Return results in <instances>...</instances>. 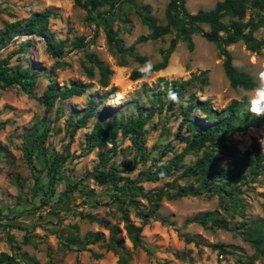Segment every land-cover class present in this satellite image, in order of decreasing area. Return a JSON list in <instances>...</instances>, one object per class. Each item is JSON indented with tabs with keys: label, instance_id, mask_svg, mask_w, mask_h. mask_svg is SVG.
Here are the masks:
<instances>
[{
	"label": "rangeland",
	"instance_id": "rangeland-1",
	"mask_svg": "<svg viewBox=\"0 0 264 264\" xmlns=\"http://www.w3.org/2000/svg\"><path fill=\"white\" fill-rule=\"evenodd\" d=\"M218 1L185 0L184 7L193 14L212 9ZM168 2L133 0L117 17L107 16L105 21L87 19V11L75 0H0V6L6 8L0 12V31L6 22L48 10L47 27L63 43L60 57H53L43 39L35 35H15L0 47V57L10 56L11 64H20L36 74L31 94L24 93L18 85L0 88V253L13 255L14 264H48L49 259L53 260L52 264H119L122 254L127 256L128 264H234L237 255L246 259L254 253L252 246L235 232L208 229L191 221L195 213L213 210L231 222L242 220L223 210L217 195L208 196V193L177 199L163 196L155 214L165 221L151 220L144 225L140 234L142 245L135 247L121 219L123 209L128 210L135 224H140L136 208L146 212L151 206L137 195L136 189L120 194L112 185H98L87 177L98 162L100 148L87 152L85 135L97 116L89 117L86 127L76 128L70 134V122L88 110L91 100L93 104L102 101L95 111L106 121L155 109L144 127L146 161L141 163L129 138L118 134L116 148L109 153L105 169L121 178L119 185L131 186L129 180H133L144 191L199 185L198 178H180V171L165 174L162 169V164L181 151L184 144L173 139L180 119L177 108L168 109L166 105L160 108L155 100L158 78L187 79L206 71V84H197L192 90L200 99H210L214 108L222 109L231 100L249 101L254 95L256 73L264 67V48L251 51L242 41L221 45L230 52L233 65L252 77L255 85L249 89L230 86L219 47L204 39L198 30L192 33V48L185 40L179 41L164 69L151 71L147 78L132 79L133 71L161 60L160 50L168 47L173 36L168 33L158 39L138 41L140 36L149 35L151 29L141 22L135 8L149 5L157 24L164 25ZM110 27L124 47L133 46L132 53L120 54L110 47L107 41ZM254 36L264 42V27L255 31ZM79 37L86 42L83 47L76 45ZM88 53H95L110 68L106 86L101 83L97 67L87 61ZM73 82L83 84L84 93L57 98L48 108L40 102L39 97L49 84L60 89ZM43 130L46 131L44 143L36 145V137ZM253 138L264 150V125L235 133L231 142L243 151L250 147ZM167 142L174 145V150L160 156V146ZM109 147L108 144L103 149ZM54 153L63 154L65 160L59 166L52 189L46 167ZM196 158L194 154L186 155L183 166L192 164ZM122 161H129V165L124 166ZM227 161L224 159L220 164ZM148 171L162 176L153 181L152 173H143ZM237 183L231 181V185ZM239 197L246 204L245 218H264V171L255 181L241 185ZM104 222L108 227L119 228L115 236L122 241L123 249L114 251L107 246L110 231ZM96 231L102 232L103 238L87 244L85 250H77L73 237L83 241L88 232ZM183 234L195 237L199 244L185 243ZM220 243L233 244L237 249L233 254H218L211 245ZM252 264H264V256L254 258Z\"/></svg>",
	"mask_w": 264,
	"mask_h": 264
},
{
	"label": "trees",
	"instance_id": "trees-1",
	"mask_svg": "<svg viewBox=\"0 0 264 264\" xmlns=\"http://www.w3.org/2000/svg\"><path fill=\"white\" fill-rule=\"evenodd\" d=\"M78 5L87 11V19L106 21L107 16L117 17L126 4H132L133 0H75ZM185 0H169L165 16L164 25L157 24L155 18L150 14L149 5H141L135 8L141 22L151 29L149 35L140 36L138 41L147 39H158L161 36L173 33L169 40V45L160 50L161 60L152 65L151 71H159L168 65V60L179 41L185 40L189 48H192V33L198 30L201 36L209 42L214 43L220 49V55L223 57L222 66L224 73L231 87L252 88L255 85L252 77L243 71L238 70L232 63L230 52L221 47L237 41H242L246 48L251 51H259L264 48V42L254 36V32L264 27V0H220L210 10H199L190 14L186 11ZM6 8L0 6V12H5ZM245 16L247 19L244 20ZM50 17V11L35 12L27 18L18 19L13 22H6L5 27L0 31V47L15 35H35L41 37L45 43L46 50L53 57H60L63 53V43L57 41L54 34L49 31L47 24ZM107 41L112 49L120 54L132 53L133 46L124 47L122 41L115 36L113 28L110 27L107 32ZM23 46V44H21ZM77 47L86 45L83 37L77 38ZM86 59L93 66H96L101 83L106 86L111 74L110 68L97 57L95 53L86 54ZM123 64V63H122ZM89 68L87 69V71ZM91 73V70H89ZM34 72L20 64H11L10 56L0 57V88L18 85L26 94H31L35 83ZM132 79L143 77L140 70L133 71ZM207 72L191 75L187 79L168 80L164 77L158 78L156 85L155 100L158 107L166 105L168 109L176 110V115L180 117L174 140L183 143L181 151L174 153L167 162L162 164L165 174L168 172L180 171V178H198V186L143 190L142 186H135L133 180H129L131 186L125 184L119 185L120 177L110 174L109 169H105L109 159L110 152L116 148L118 134L127 136L131 146L139 155V161L144 163L148 157L144 146L145 125L152 118L155 109L144 113L139 111L136 116L113 118L109 121L96 115L97 104L92 100L88 110L82 112L75 122L71 121V132L76 128H84L87 125L89 117L97 116L90 131L85 135L86 151L94 148H100L98 151V162L87 177L93 179L98 185L110 184L115 191L123 194L130 190H137V195L141 196L151 206V210L143 212L136 208L140 224H135L130 218L126 208L123 209L121 219L124 221L126 233L135 247L142 245L140 237L142 227L151 220L164 219L158 217L155 213L159 207V201L163 196L168 199H177L187 195H201L208 193V196L217 195L220 200V207L229 214L238 215L242 218L239 222L227 220L217 210L203 211L195 213L191 221L208 229H222L233 231L238 234L242 240L248 242L254 253L246 259L242 255H237L234 264H252L254 258L264 256V218H245L246 204L239 197L240 187L243 184L253 182L257 176L264 171V150L260 143L253 138L250 147L240 151L231 137L235 133H243L249 128L264 125V117H253L248 112V100H231L222 109L214 108L210 99H200L196 92L192 90L197 84L203 86L206 84ZM169 90L178 94V101L169 99ZM85 91V86L79 83H71L69 87L56 89L53 84H49L39 97L40 102L46 108L50 107L58 99H66L71 96H79ZM0 125L2 123L0 122ZM46 131L43 130L36 138L41 145L44 143ZM109 148L103 149L107 145ZM155 147V146H154ZM161 147L160 156L168 152H173L174 145L167 142ZM30 149V148H29ZM188 154L197 156L196 160L183 166V159ZM228 160L226 164H220L222 160ZM65 156L61 153H54L48 160L46 167V176L49 185L53 189L55 181L58 179L59 166L64 162ZM124 166L129 165V161L121 162ZM182 168V170H181ZM148 175L152 173V180H158L162 174L157 172H143ZM151 175V174H150ZM232 180H237V184L231 185ZM123 202V200H122ZM136 206L138 202L135 201ZM95 219L94 216H90ZM103 223V222H101ZM105 226L107 223L104 222ZM6 225V224H2ZM77 230V227H74ZM110 234L107 240V246L118 251L123 249L122 241L118 240L115 232L119 230L116 225L108 227ZM185 243L193 242L199 244L197 239L186 234L182 235ZM103 238L102 232H88L84 240H79L76 236L72 241L77 244V250H85L86 245L95 243ZM11 242V237H8ZM76 239V240H74ZM27 241L28 237H24ZM64 247L68 244L64 243ZM211 247L217 250L218 254H233L237 247L233 244H212ZM12 248H18L12 245ZM119 264H128V258L122 254L119 258ZM36 263V262H35ZM53 260L49 259L48 264ZM0 264H14V256L4 252L0 253Z\"/></svg>",
	"mask_w": 264,
	"mask_h": 264
},
{
	"label": "clouds",
	"instance_id": "clouds-1",
	"mask_svg": "<svg viewBox=\"0 0 264 264\" xmlns=\"http://www.w3.org/2000/svg\"><path fill=\"white\" fill-rule=\"evenodd\" d=\"M152 65L146 64L140 69L143 77L147 78L151 74ZM257 86L254 95L248 101L247 112L253 117H264V67L256 73ZM169 99L176 102L178 101V94L169 90Z\"/></svg>",
	"mask_w": 264,
	"mask_h": 264
}]
</instances>
